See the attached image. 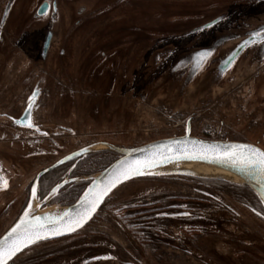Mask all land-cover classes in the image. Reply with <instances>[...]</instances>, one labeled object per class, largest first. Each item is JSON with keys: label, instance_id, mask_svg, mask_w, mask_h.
I'll return each mask as SVG.
<instances>
[{"label": "flooded vegetation", "instance_id": "1", "mask_svg": "<svg viewBox=\"0 0 264 264\" xmlns=\"http://www.w3.org/2000/svg\"><path fill=\"white\" fill-rule=\"evenodd\" d=\"M149 1L0 0V239L31 203L73 204L116 150L141 145L120 142L136 125L166 117L171 136L264 150V0H184L171 15ZM132 184L153 188L121 201ZM8 264H264V207L222 179L142 177Z\"/></svg>", "mask_w": 264, "mask_h": 264}, {"label": "water", "instance_id": "2", "mask_svg": "<svg viewBox=\"0 0 264 264\" xmlns=\"http://www.w3.org/2000/svg\"><path fill=\"white\" fill-rule=\"evenodd\" d=\"M41 8L42 7H40V9ZM40 9L38 10L39 13L41 12ZM236 53L237 51H235L233 54L235 55ZM173 141H178L180 143H172ZM229 145H251L252 147L259 148L256 145L244 142L228 140H205L199 137L191 136L187 133L181 136L153 140L136 147L116 150L120 156L105 169L96 173L90 178L91 182L73 204L69 206H51L41 208L40 205L31 203L25 209V211L29 213V217H27V219L40 217L41 221L47 220L53 223L63 219L67 223L68 217L65 214L67 213L75 218V214L81 211L83 198L87 197L88 199H92L97 194L104 192L106 190V185L113 176L114 172L125 166V162H127V164H134L136 161L155 158L156 163H154V165L151 167L143 168L139 174L132 175L126 180L122 179L120 183L116 184L114 188H111V191H107V194L104 195L103 199L99 201L96 210L92 212L79 227H76L74 231H65L60 235L48 236L36 241L33 244L67 236L84 228L91 221L105 200L115 190L125 183L142 177L186 175L205 179H222L232 183L248 186L257 195L264 207V187H261V184L264 183V179H262L256 170L241 168L239 165H234L231 162L224 160H218L214 157L202 159L198 155L202 149L209 146H216L219 149H223L225 146ZM161 154L169 158L163 162H160ZM25 211L21 217L25 215ZM20 218L18 219L17 223L19 222ZM11 229L0 239V241L4 240L8 236Z\"/></svg>", "mask_w": 264, "mask_h": 264}, {"label": "snow or ice", "instance_id": "3", "mask_svg": "<svg viewBox=\"0 0 264 264\" xmlns=\"http://www.w3.org/2000/svg\"><path fill=\"white\" fill-rule=\"evenodd\" d=\"M245 43H247V41ZM206 55H208V53L198 54L201 59ZM35 95L36 93H33V96ZM31 106L32 100L29 98V108H31ZM29 126L32 125L30 124ZM172 143L180 142L173 141ZM198 155L202 159L214 157L218 160H224L234 165H239L241 168L254 169L260 174L262 179H264V150L252 147L251 145H229L225 146L223 149H219L216 146H209L202 149ZM168 158L169 157L161 154L160 162ZM154 163H156L155 158L136 161L134 164H127V162H125V166L114 172L104 192L97 194L92 199H88L87 197L83 198L81 211L75 214V218L67 213L65 214L68 217L67 223L63 219L55 223L47 220L41 221L40 217L27 219L29 213L25 211V215L22 216L19 222L11 229L8 236L0 241V264H8V261L23 248L42 238L60 235L65 231H74L76 227H79L83 221L96 210L99 201L103 199L107 191H111V188H114L122 179L126 180L132 175L139 174L143 168L151 167ZM0 184L6 186V181L0 178ZM261 187H264V183L261 184ZM52 192L55 193L56 189H52ZM32 194H36L35 187H32Z\"/></svg>", "mask_w": 264, "mask_h": 264}, {"label": "rangeland", "instance_id": "4", "mask_svg": "<svg viewBox=\"0 0 264 264\" xmlns=\"http://www.w3.org/2000/svg\"><path fill=\"white\" fill-rule=\"evenodd\" d=\"M183 1L184 0H177V2H171L170 0H151V1H149V4L151 6H160L162 8L161 12L163 14L171 15L172 13H175L174 10H177V8L179 9V7H177V6H179L180 3ZM196 4H198V3H196ZM164 28H168V27L164 26ZM164 52H167V50H165ZM164 60H165V56H161L158 52L153 53V55L151 56L150 62L148 61L149 67H148V70H147L146 75H145L146 89H147L149 83H151L152 81L155 80L153 78L154 74L157 72L159 65L161 63H163ZM185 61L186 60L183 59L180 62L184 63ZM176 77L177 76L175 75V71L171 72V70H170L166 74V77H163L162 79H160L159 82L161 84H168V82L175 80ZM183 106L187 108L188 104L183 105ZM186 108L182 109L183 113L186 112ZM189 108H192V107L190 106ZM165 119H166V117H163V118L161 117L160 120L158 122H155L154 124L146 122V123H143L140 125H136L135 127L138 128V130L140 129L141 133H139V135L132 136V137H136V138L120 140V142L125 144V145H139V144L142 145V144L148 143V142L153 141V140H157V139H161V138H167V137H173V136H171L173 133V127L171 126V123H169V121H167ZM150 129H151V131H149ZM144 130H145V132H144ZM125 188H123L122 190L117 192V196L120 198L121 201H127V200L133 198L132 195L131 196L128 195L129 193L133 194V193H138V192L140 193L143 191H149L153 188V186L146 185V184H143V185H135V184L133 185L132 184V185L126 186ZM72 257L73 258H71V259H74L75 255H72Z\"/></svg>", "mask_w": 264, "mask_h": 264}, {"label": "bare ground", "instance_id": "5", "mask_svg": "<svg viewBox=\"0 0 264 264\" xmlns=\"http://www.w3.org/2000/svg\"><path fill=\"white\" fill-rule=\"evenodd\" d=\"M203 179V178H202ZM41 205V204H40Z\"/></svg>", "mask_w": 264, "mask_h": 264}]
</instances>
